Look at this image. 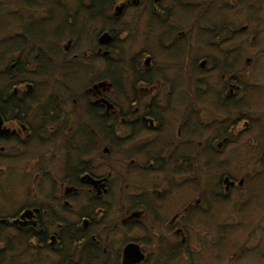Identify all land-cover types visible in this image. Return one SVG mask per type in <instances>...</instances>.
<instances>
[{"label": "flooded vegetation", "instance_id": "1", "mask_svg": "<svg viewBox=\"0 0 264 264\" xmlns=\"http://www.w3.org/2000/svg\"><path fill=\"white\" fill-rule=\"evenodd\" d=\"M21 1L0 3L20 17L0 34V264H262L264 223L232 222L245 177L219 171L254 113L234 35L210 21L217 54L197 44L214 1Z\"/></svg>", "mask_w": 264, "mask_h": 264}, {"label": "rangeland", "instance_id": "2", "mask_svg": "<svg viewBox=\"0 0 264 264\" xmlns=\"http://www.w3.org/2000/svg\"><path fill=\"white\" fill-rule=\"evenodd\" d=\"M6 1L13 5V2L16 1V5H19L18 9H22L23 5L21 0H0V3H6ZM29 1L26 0V2ZM212 1H214V4L211 5V7L209 6L211 12L205 13L206 7L202 8L200 12L201 16L198 17L199 20L203 21L201 26L204 29L197 38V44L199 47L204 48V54L216 53L212 50L210 44L205 42L206 32L210 27L209 24L222 26L223 32L229 29L231 34H229L228 38L230 39L231 36L234 35V41L237 42L238 83L241 86L245 85L247 87V91L246 89L242 91L241 88L239 89V97H243L244 102H246L243 104V110H241L240 107V111H243L242 114L253 112L254 115H257V120L254 119L253 115V118L250 120L251 122L248 123L247 128L243 131L244 133L237 138V142H233V145L237 146V150H231V144L225 149L223 152V165L219 167V171L226 174L229 173L237 178L241 175L245 177L244 185L241 189L242 199L239 202L237 213L232 222L236 223L238 220L244 219L247 225H251L250 222L264 223L260 221L261 216L264 215V0ZM43 2H49V0H43ZM50 4L51 3H48V5ZM8 6L7 4L4 8H8ZM2 9L3 8H1V10ZM178 10L182 13L180 17L176 18H182V20L187 23L193 22L199 15L196 13L197 11L195 8H191V6L176 7V11ZM176 16L178 15L176 14ZM19 21L20 17L14 9L0 13V34L5 40L8 34L15 33L14 28ZM39 26V16H35L33 19V27L35 30H38ZM65 38L66 36H63V40H65ZM92 43V35L80 36L76 41V45L79 48L85 47L86 45L90 46ZM246 57L251 58L249 62L245 61ZM2 58L0 54V59L2 60ZM99 64H102V60L101 62L94 61L92 67L93 74L99 72L97 71ZM81 68L82 66H80L78 72L79 79H77L76 83L78 86L85 84L91 75V70L81 75ZM190 71H192V69ZM228 74L230 73L228 72ZM195 76H197V74H194V77ZM175 78L180 79V76H175ZM191 78H193V76H191ZM216 78H219V76ZM186 86H188V84ZM187 89L188 88L183 87L182 91L175 93V96H187L189 94ZM175 106L176 105H174V107ZM180 109L181 112L174 109L170 113V117H172L175 122L183 117V108L181 107ZM223 115V118L227 117V111H223ZM253 143L256 147H253ZM239 144H243V146L239 147ZM261 230H264V228ZM257 232L258 229L256 228L255 234H257ZM233 233L234 232H231L223 241V261L226 260L225 257L229 255L230 251L233 249V243L230 241V236ZM239 233L240 235L242 234V232H238L237 234ZM228 249H230V251ZM7 251L8 249L1 248L0 256L6 257L9 255ZM242 263L261 264L257 257V251L250 254V257L244 258ZM262 264H264V262Z\"/></svg>", "mask_w": 264, "mask_h": 264}]
</instances>
